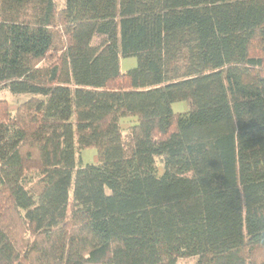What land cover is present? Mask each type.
<instances>
[{
  "label": "trees",
  "instance_id": "trees-1",
  "mask_svg": "<svg viewBox=\"0 0 264 264\" xmlns=\"http://www.w3.org/2000/svg\"><path fill=\"white\" fill-rule=\"evenodd\" d=\"M58 1L0 0V264H264V0Z\"/></svg>",
  "mask_w": 264,
  "mask_h": 264
},
{
  "label": "rangeland",
  "instance_id": "rangeland-1",
  "mask_svg": "<svg viewBox=\"0 0 264 264\" xmlns=\"http://www.w3.org/2000/svg\"><path fill=\"white\" fill-rule=\"evenodd\" d=\"M59 6L64 4L63 0L58 1ZM138 63L137 57H128V58H121V70L122 72H127L131 68L135 67ZM32 95L30 94H20L15 95L12 94L7 88L0 86V100L7 101L11 111L15 113L17 108L23 102L27 101ZM190 108V104L188 101H178L174 103L173 109L176 113H184L187 112ZM132 123L131 119H125L122 121L123 130L126 133L128 131L129 125ZM78 165L86 166L87 164H97L99 163V152L96 148H87L83 149L77 155ZM158 166L160 173L162 172V164L160 160H158ZM197 258H187L181 259L178 264H195Z\"/></svg>",
  "mask_w": 264,
  "mask_h": 264
}]
</instances>
